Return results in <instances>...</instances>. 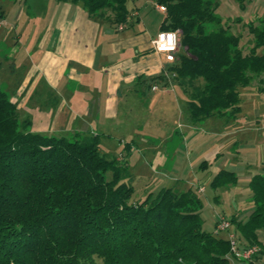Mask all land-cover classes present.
Wrapping results in <instances>:
<instances>
[{
  "label": "trees",
  "instance_id": "obj_1",
  "mask_svg": "<svg viewBox=\"0 0 264 264\" xmlns=\"http://www.w3.org/2000/svg\"><path fill=\"white\" fill-rule=\"evenodd\" d=\"M58 1L80 4L119 28L130 24L129 5L138 0ZM150 1L166 7L161 31L180 33L169 73L188 98L193 124L235 118L240 88L264 75V53H258L264 20L250 23L254 45L244 50L241 36L218 16L217 0ZM168 79L151 83L167 86ZM30 126L0 88V264H231L229 237L203 230V203L193 188H162L134 202L127 165L104 155L98 137L48 136ZM236 179L222 170L212 186ZM250 189L255 210L246 222L234 217L230 223L241 249L258 246L262 253L264 176H254Z\"/></svg>",
  "mask_w": 264,
  "mask_h": 264
},
{
  "label": "crops",
  "instance_id": "obj_2",
  "mask_svg": "<svg viewBox=\"0 0 264 264\" xmlns=\"http://www.w3.org/2000/svg\"><path fill=\"white\" fill-rule=\"evenodd\" d=\"M23 2L14 24L17 35L19 29L21 33L5 58L0 44V88L17 105L20 117L31 121V132L67 138L88 134L99 138L107 157L109 149L126 146L128 155L136 151L161 161L157 150L167 152L168 137L174 138L178 130L174 128L171 135L166 134L167 128L152 132L157 126L147 123L148 115L155 112L160 123L171 116L177 123L188 112V98L169 73L173 63L152 45L165 13L150 0H138L129 5L133 19L120 30L106 19L89 16L80 4ZM0 15V28L13 25L11 12L0 7ZM161 76L169 78L167 86L151 83ZM237 117L209 118L199 125L189 116L187 123L198 130L209 121L232 124ZM115 158L128 163L124 154ZM125 181L131 183L132 176ZM195 186L205 192L199 184ZM238 211L234 209L233 218L239 219ZM224 233L227 239L232 232Z\"/></svg>",
  "mask_w": 264,
  "mask_h": 264
},
{
  "label": "rangeland",
  "instance_id": "obj_3",
  "mask_svg": "<svg viewBox=\"0 0 264 264\" xmlns=\"http://www.w3.org/2000/svg\"><path fill=\"white\" fill-rule=\"evenodd\" d=\"M217 1L219 4L217 14L223 24L231 26L232 33L241 36V47L244 50L252 48L254 43L249 25L259 24L264 20V0ZM23 3V0H0V7L11 12V20L14 21L13 25L0 28L3 58L21 33L19 29L17 35L14 24L18 19L17 11ZM145 14H142V17ZM258 53L263 54L264 47L260 48ZM260 89H264V75L249 86L240 88V112L232 124L215 120L217 122L209 121L196 130L192 128L194 127L192 123L190 126L187 123L189 120L187 111L184 117H178L177 123L171 120V116L168 121L160 123L155 112L148 115L147 123L153 127L157 126L152 132L159 130L165 132L163 128L168 129L166 134H174V128L179 132L174 138L168 137L170 140L166 147L167 152L165 149L157 150L162 156L161 161L159 158L154 162L149 155L142 157L136 151H131L128 155L129 149L126 146L116 150L108 148L109 158L124 154V158L127 159L128 171L133 178L131 184L135 189L133 201L141 202L147 192H157L165 186L180 191L193 188L203 203L201 210L203 230L214 231L222 218L230 221L235 215V208L239 210V220L246 222L256 208L251 197L250 182L256 175L264 176V92ZM222 170L234 172L236 183L214 188L212 181ZM196 184H199V188H204L205 192L200 193L199 189H196ZM229 231L237 234L232 224ZM224 232L228 231L219 232L220 238L227 236ZM258 237L264 250L263 229L258 231ZM258 253L256 264H264V251L261 253L259 248ZM229 258L231 264H234V257L231 255Z\"/></svg>",
  "mask_w": 264,
  "mask_h": 264
},
{
  "label": "built area",
  "instance_id": "obj_4",
  "mask_svg": "<svg viewBox=\"0 0 264 264\" xmlns=\"http://www.w3.org/2000/svg\"><path fill=\"white\" fill-rule=\"evenodd\" d=\"M157 9L163 13H166V7L162 5H157ZM3 25L2 19H0V26ZM120 30L123 29V26L119 27ZM161 34H164V41L166 44L168 34H172L174 36V49L171 51H165L161 49ZM152 45L155 49V51L159 54H163L166 57V60L170 63L175 62V57L176 53L179 51L180 47V33L179 31H160L158 35L152 40ZM171 57V59H169ZM231 229V223L228 220H225L222 218L219 223L217 224L215 233L219 234L221 231H229ZM229 240H230V255H232L234 264H238L242 261H252L256 255L259 253V248L258 246H252V247H247L245 249H241L239 247V243L237 241L236 235L233 233H230L229 235Z\"/></svg>",
  "mask_w": 264,
  "mask_h": 264
},
{
  "label": "clouds",
  "instance_id": "obj_5",
  "mask_svg": "<svg viewBox=\"0 0 264 264\" xmlns=\"http://www.w3.org/2000/svg\"><path fill=\"white\" fill-rule=\"evenodd\" d=\"M160 40L162 50L171 51L174 49V36L172 34H168L166 44L164 41V34H161ZM169 59H171V57H169Z\"/></svg>",
  "mask_w": 264,
  "mask_h": 264
}]
</instances>
